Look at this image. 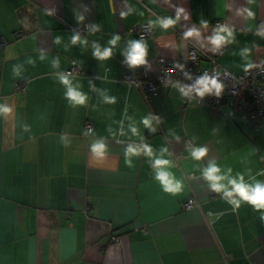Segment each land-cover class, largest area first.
Masks as SVG:
<instances>
[{
  "label": "crops",
  "instance_id": "obj_1",
  "mask_svg": "<svg viewBox=\"0 0 264 264\" xmlns=\"http://www.w3.org/2000/svg\"><path fill=\"white\" fill-rule=\"evenodd\" d=\"M128 6L136 11L121 17ZM247 6L248 0H0V103L13 109L0 116V264H264V217L246 202L233 209L200 174L209 161L233 173L264 170V117L255 129L236 111L185 103L176 86L159 87L145 101L122 81L127 74L155 76L159 58L186 64L190 47L210 53L216 20L234 31L217 58L223 68L238 75L247 63L264 65V37L255 34L264 25V0H253L252 21L237 15ZM177 7L188 20L181 16L167 30L149 27V19L175 17ZM139 24L148 25L150 35L143 40L146 63L133 68L124 53L130 40H139L131 32ZM191 28L199 38L184 37ZM74 33L87 44H71ZM114 35L120 40L112 46ZM93 43L113 47L111 57H94ZM245 47L251 49L247 59L240 55ZM73 64L81 70L71 76L87 95L83 105L71 104L58 80ZM101 93L115 102H104ZM144 116L155 117V131L140 123ZM127 117L154 152L168 148L187 194L162 193L142 153L132 157L133 167L125 164L127 147L140 145ZM120 121L126 134L113 137L108 129L118 130ZM86 122L93 125L87 136ZM95 140L106 145L102 159L91 151ZM189 147H206L207 155L193 161ZM189 196L198 205L185 210Z\"/></svg>",
  "mask_w": 264,
  "mask_h": 264
},
{
  "label": "clouds",
  "instance_id": "obj_2",
  "mask_svg": "<svg viewBox=\"0 0 264 264\" xmlns=\"http://www.w3.org/2000/svg\"><path fill=\"white\" fill-rule=\"evenodd\" d=\"M253 0H248V6L242 9L237 10V15H243L246 21H252L256 17V12L252 9L251 5ZM136 11L132 6H128L127 10H122L120 12L121 17H127ZM140 16H144V13L141 11L138 13ZM183 16L184 20L189 19L188 13L183 7L176 8L175 17L170 15H165L162 18L149 19V27L159 26L161 29L167 30L171 26H174ZM82 20L83 17H78ZM201 25L207 27L208 22L206 20L200 21ZM99 28V25L93 26V30ZM253 25L248 24L247 30H252ZM256 35L264 37V25L256 29ZM200 37V32L196 28H191L184 33V37ZM234 38V31L232 28L225 24H221L214 29L213 35L208 37L210 43L214 46L213 51L219 48L224 44H231ZM61 38L59 36L55 37V43L59 44ZM120 40L119 35H114L109 41L108 44L115 46ZM79 43L80 45H86L87 41L81 37L79 33H74L71 37V44L75 45ZM93 56L97 59L104 60L111 57L113 53V47H101L93 43ZM251 49L245 47L241 49L240 55L242 58L247 59ZM125 63L129 67L135 68L136 66L143 65L146 63L147 56V45L143 40H130L128 42L127 51L124 53ZM44 55L41 54L40 59H44ZM28 63H34L31 59L28 60ZM52 67H58L59 61L52 60ZM252 63H247L243 67L245 70L251 69L254 67ZM176 72L175 67L168 69V75L172 76ZM13 75H20V66L16 65L13 67ZM58 80L61 84L65 86V97L68 98L69 102L73 105H83L87 101V95L79 90V85L73 86L72 80L73 77L70 73H62L58 76ZM196 87L193 89L191 87L181 88L180 91L183 95H189L193 90L201 97L206 93H212L213 91L218 96L223 88V85L217 80L216 77H209L204 75L196 81ZM103 100L106 103H114L115 97L108 96L101 93ZM12 107L6 103H0V116H10L12 114ZM130 121L128 124V131L133 137H136L140 140V145L134 146L130 144L125 151V164L129 167H133V156H138L141 153L151 161V167L154 172L153 181L158 183L162 193L170 196L176 197L181 194H187V189L184 183L183 178L178 171L175 170L176 166L172 163L171 156L167 147H162L159 152H154L152 146L144 142V138L141 135L137 124L131 117H127ZM152 116H144L140 123L143 124L149 132L155 131V126L153 125ZM120 128L116 131H113L111 128L108 129L110 135L113 137L119 134L124 136L125 129L123 127V121H120ZM27 130V128H25ZM90 131V129H89ZM87 132L85 135L87 136ZM175 136V133H171ZM61 142L67 143V138L61 136ZM178 139V137H177ZM91 151L95 158L102 159L105 156L106 145L102 140H95L90 145ZM189 155L193 161H201L203 157L207 155L208 149L206 147H189ZM185 171H188L185 168ZM200 174L204 177L209 183V188L216 192L222 193V199L228 198L226 202L230 204L233 209H238L242 203L246 202L251 205L255 211L260 212L261 216L264 217V180L256 179V176L264 174V170H260L256 175L252 174L250 168L245 169L244 171H236L233 173L232 167L222 166L215 161H209L206 167L200 168Z\"/></svg>",
  "mask_w": 264,
  "mask_h": 264
},
{
  "label": "built area",
  "instance_id": "obj_3",
  "mask_svg": "<svg viewBox=\"0 0 264 264\" xmlns=\"http://www.w3.org/2000/svg\"><path fill=\"white\" fill-rule=\"evenodd\" d=\"M221 24L225 23L222 20H216L213 27L216 28ZM131 32L135 33L139 40H144L150 35V29L146 24L133 26ZM4 44L5 41L0 39V46ZM212 49L210 53L199 54L195 47H190L186 64L174 59L159 58L157 60L158 71L155 76L145 79L138 75L127 74L122 81L132 84L140 91L142 98L147 101L151 95L157 93L159 87L176 86L181 89L187 86L194 89L197 86L196 81L200 77L204 75L216 77L223 85L218 96L213 91L201 97L193 90L189 95L182 94L183 101L198 106L208 105L217 112L226 108L236 111L253 123L255 129H259L264 117V65H255L238 75H233L217 61V58L225 51V46L221 45L215 51ZM202 60L208 62L209 65L207 67L200 66ZM171 67H175L176 72L169 76L168 69ZM67 73L77 76L81 74V70L73 64ZM15 87L24 90L17 84ZM85 129L87 133H91L93 125L86 122ZM197 205L195 198L189 196L183 203V208L188 210ZM110 241L117 242L118 239L111 237Z\"/></svg>",
  "mask_w": 264,
  "mask_h": 264
}]
</instances>
